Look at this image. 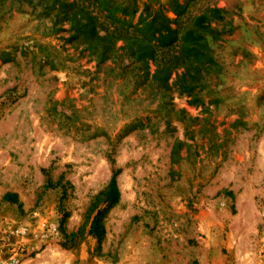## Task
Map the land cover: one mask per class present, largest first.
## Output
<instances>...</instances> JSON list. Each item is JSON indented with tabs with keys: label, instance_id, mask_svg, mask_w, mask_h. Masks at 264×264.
I'll use <instances>...</instances> for the list:
<instances>
[{
	"label": "rangeland",
	"instance_id": "obj_1",
	"mask_svg": "<svg viewBox=\"0 0 264 264\" xmlns=\"http://www.w3.org/2000/svg\"><path fill=\"white\" fill-rule=\"evenodd\" d=\"M0 264H264V0H0Z\"/></svg>",
	"mask_w": 264,
	"mask_h": 264
},
{
	"label": "trees",
	"instance_id": "obj_2",
	"mask_svg": "<svg viewBox=\"0 0 264 264\" xmlns=\"http://www.w3.org/2000/svg\"><path fill=\"white\" fill-rule=\"evenodd\" d=\"M164 31H167L166 27H164ZM188 34H192V35H190V39H191L190 41H188L186 39V42L189 45V53L194 58H198L199 55H197L196 50H197V44H199L198 41L201 39V34L199 33V31H191ZM166 37H168V34H166L165 36H163V35L160 36V39H164ZM171 44H172V42L170 43V45ZM111 162L113 163V160H111ZM119 173H120V169H113L112 170V175H111L110 180L108 182L107 188H105L103 191L98 193L97 196L94 198V203L91 205V211H94L97 208V206L101 202V200H102V202H104L106 204V208L113 206L115 203L118 202V200L120 198V192H119V189L117 186V176L119 175ZM66 185H68V184L62 183V179H59L55 183H53L49 180L46 187L47 188L60 187L61 189L65 190ZM6 199L11 203H15L16 202V195L7 194ZM105 209L98 208L96 210V214L94 215V217L92 218V220L90 222L89 233L92 234L94 237H97L99 239L102 238L105 234L104 224H103V214H104Z\"/></svg>",
	"mask_w": 264,
	"mask_h": 264
}]
</instances>
